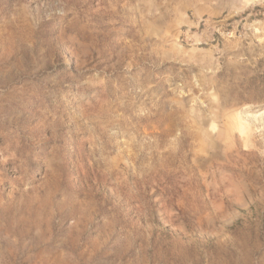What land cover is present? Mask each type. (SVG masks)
Here are the masks:
<instances>
[{"label": "rangeland", "instance_id": "rangeland-1", "mask_svg": "<svg viewBox=\"0 0 264 264\" xmlns=\"http://www.w3.org/2000/svg\"><path fill=\"white\" fill-rule=\"evenodd\" d=\"M0 264H264V0H0Z\"/></svg>", "mask_w": 264, "mask_h": 264}]
</instances>
